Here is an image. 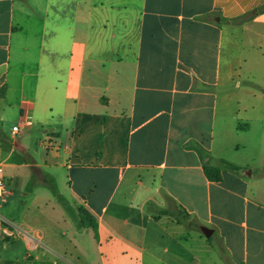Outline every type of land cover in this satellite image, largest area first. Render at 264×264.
Masks as SVG:
<instances>
[{
	"label": "crops",
	"instance_id": "0c3cea01",
	"mask_svg": "<svg viewBox=\"0 0 264 264\" xmlns=\"http://www.w3.org/2000/svg\"><path fill=\"white\" fill-rule=\"evenodd\" d=\"M50 133L65 147L41 163ZM253 141L264 0H0V264H264V160L227 161ZM221 160L242 170L210 182ZM59 177L63 201L33 190Z\"/></svg>",
	"mask_w": 264,
	"mask_h": 264
},
{
	"label": "rangeland",
	"instance_id": "374dc122",
	"mask_svg": "<svg viewBox=\"0 0 264 264\" xmlns=\"http://www.w3.org/2000/svg\"><path fill=\"white\" fill-rule=\"evenodd\" d=\"M244 39V38H243ZM238 119H243V121H238ZM237 119V121H233L232 122V128H236L238 127V123H241L242 126H245L246 124V121H245V116L244 115H240L239 118ZM223 120V119H222ZM12 121L13 119H9V122H8V130L11 131L12 130ZM52 134V133H50ZM23 135V133H21L18 138L19 139H23L21 138V136ZM45 136V135H44ZM244 134L242 133L241 130L239 131H235L233 133V139L231 140V142L234 144V145H237V144H247V139L244 138ZM44 138V137H43ZM255 141H253V145L252 146H248V145H241V147H239V152L238 154H235L234 151H229L228 155H227V161H233V160H237V159H240V160H244V161H249V165H250V168L251 169H257L259 168L260 166V162L261 160H264V147L261 148L260 146H256V144L254 143ZM245 146V147H244ZM38 152L37 154L34 153V155L36 156V158L41 162L43 163L44 160L48 159L47 156L48 154H46V152H44L42 150V148L40 146H38ZM64 174H66L65 171H63ZM90 173V174H89ZM88 175H92L94 177V174H92L91 172H88ZM56 178H57V175H54ZM66 176V175H65ZM59 180H60V183H57L56 181H52L51 182V189H55L56 192L60 195V191L65 194V195H68V188H69V183H67V179L64 177H59ZM117 183V179L114 180L113 182V186H115V184ZM40 184H42L40 182ZM59 184V185H58ZM50 188L47 187V184H46V181H45V186L44 184L43 185H35L33 187V190L36 191V193H39L41 195H51L50 193H52ZM19 194V193H18ZM53 194V193H52ZM61 196V195H60ZM204 197H206V195H204ZM63 198V197H62ZM15 198L11 199L10 200V207H11V211L12 213L15 215L14 219L16 221H21L23 220V216L21 215L20 211L18 210V208L16 206H12V205H15ZM192 224V223H191ZM191 224H188L189 225V228H186L189 230V232H195V228L194 226H192ZM198 230H196L197 232ZM197 233H199L201 235V233L198 231ZM190 237H192L193 235L190 234ZM202 236V235H201ZM189 237V238H190ZM193 243V241H191ZM217 248H218V245H216ZM17 252H24L23 250V246H22V243H19L18 244V249H17ZM213 252L215 254H213ZM212 254H211V259L212 260H208L207 259V262L205 264H227V262L221 258L220 260V256H219V250L215 248V251L213 250Z\"/></svg>",
	"mask_w": 264,
	"mask_h": 264
},
{
	"label": "trees",
	"instance_id": "16d2710c",
	"mask_svg": "<svg viewBox=\"0 0 264 264\" xmlns=\"http://www.w3.org/2000/svg\"><path fill=\"white\" fill-rule=\"evenodd\" d=\"M228 168L232 171L235 172H239L242 169L240 167H237L235 165L230 164L227 161L221 160L220 163L218 165H211V164H206L204 166V174L206 176V178L210 181V182H215V183H220L222 181V168ZM53 180H51L52 182ZM49 187L51 189L52 185L51 183L49 184ZM52 193L54 196H56L57 198H59L60 200H64L57 192L55 189H51ZM79 215L81 218V225L83 227H89L92 228L93 231L95 232V234L97 235L98 233V222L97 220L89 213L87 212L85 209H79ZM11 264V263H8ZM33 264H47V263H36L34 262Z\"/></svg>",
	"mask_w": 264,
	"mask_h": 264
},
{
	"label": "built area",
	"instance_id": "2783aa9c",
	"mask_svg": "<svg viewBox=\"0 0 264 264\" xmlns=\"http://www.w3.org/2000/svg\"><path fill=\"white\" fill-rule=\"evenodd\" d=\"M30 123L25 119L22 125L14 126L12 132L17 135L21 132L24 126H28ZM42 146L47 154L57 156L61 154L64 149V145L60 138L53 134H45L42 140ZM2 169H0V173ZM0 199L2 202L6 200V186L4 180H0ZM19 227L10 222H4L3 234L5 237H12Z\"/></svg>",
	"mask_w": 264,
	"mask_h": 264
},
{
	"label": "water",
	"instance_id": "95a60500",
	"mask_svg": "<svg viewBox=\"0 0 264 264\" xmlns=\"http://www.w3.org/2000/svg\"><path fill=\"white\" fill-rule=\"evenodd\" d=\"M17 143H19V142L16 141V145H15V147H16L18 150H21V148H19V146H17ZM202 231H203V234L205 235L206 238H210L211 235H212V233H213L212 230H210V229H208V228H206V227H203V228H202Z\"/></svg>",
	"mask_w": 264,
	"mask_h": 264
}]
</instances>
